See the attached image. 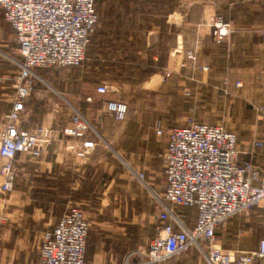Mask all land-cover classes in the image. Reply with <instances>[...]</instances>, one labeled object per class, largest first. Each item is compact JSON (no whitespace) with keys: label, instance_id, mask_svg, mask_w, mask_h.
Returning a JSON list of instances; mask_svg holds the SVG:
<instances>
[{"label":"crops","instance_id":"crops-1","mask_svg":"<svg viewBox=\"0 0 264 264\" xmlns=\"http://www.w3.org/2000/svg\"><path fill=\"white\" fill-rule=\"evenodd\" d=\"M153 6L169 8L164 4ZM219 18L231 23L230 35L222 42L213 35V22ZM142 33L148 45L154 36L159 39L153 48L147 46L150 52L168 50L162 68L157 67V53H143L144 58L150 57L147 70L157 67L134 85L146 94L143 116L132 117L129 110L126 119L116 120L106 112L107 100L96 89L77 92L73 85V89L59 91L54 85L59 81L49 73L43 79L39 74L42 67L34 68L39 75L26 103V115L31 114V119L23 127L44 124L56 128L68 121L76 108L91 121L95 133L89 137L98 146L84 157L72 152L63 140L52 142L37 158L19 153L14 160V188L8 192L1 188L5 178L0 173V264H39L43 233L72 206L80 207L90 224L87 264H137L140 251L149 248L158 235L159 214L168 203L161 154L167 147L168 129L181 123V103L173 99L176 94L181 96V85L194 92L197 89L199 72L186 56L189 50L197 51L199 64H208L216 90L222 84L223 89L240 91V98L264 105V0H179L166 16L164 27L157 25ZM183 61L188 68L181 69ZM237 81L242 83L239 91L234 88ZM2 82L0 123L13 105V85ZM111 89L110 94L117 93L116 86ZM61 94L68 96L70 103H59ZM91 95L93 101L89 102L87 97ZM89 110L95 111L92 117ZM160 118L165 127L163 136L155 130ZM263 146L261 141L257 148ZM3 161L0 156V167ZM140 174H144L143 179ZM177 214L187 228L194 226L195 218L186 221ZM263 231L264 210L256 207L220 227L217 243L223 249L244 254L257 248ZM198 243L160 264H209V246L202 240ZM252 264H264V259Z\"/></svg>","mask_w":264,"mask_h":264},{"label":"built area","instance_id":"built-area-1","mask_svg":"<svg viewBox=\"0 0 264 264\" xmlns=\"http://www.w3.org/2000/svg\"><path fill=\"white\" fill-rule=\"evenodd\" d=\"M5 21L16 32L19 45L20 71L12 107L4 116L0 132V156L8 161L2 165L5 181L2 190H13L15 171L13 160L19 153L39 157L54 141H67L68 148L84 157L97 148L90 139L94 132L91 122L75 108L68 123L56 128L37 125L23 127L26 103L34 87L35 67H80L86 59L100 17L96 0H0ZM231 32V23L219 18L213 22V35L224 41ZM189 60L196 63V53L189 50ZM182 62L181 66L185 67ZM202 71L208 65H198ZM242 83L236 82V87ZM96 92L106 94L109 85L101 83ZM89 102L93 96L87 97ZM107 113L124 120L129 112L127 102L107 100ZM264 120V105L260 107ZM155 130L165 134L160 120ZM254 147L261 141L253 142ZM239 140L234 131L221 123L199 121L189 117L184 125L167 131V147L161 154L165 164L167 205L161 210V227L149 249L140 251L149 261L139 264L162 263L172 255L186 252L202 240L209 246V264H252L264 259V231L257 248L238 254L223 249L217 243V230L226 227L238 214L253 208L264 210V170L252 161H241ZM144 178V174H140ZM191 209L195 213L194 226L187 228L177 209ZM90 224L84 211L72 206L51 228L43 233L39 264H87V242Z\"/></svg>","mask_w":264,"mask_h":264},{"label":"rangeland","instance_id":"rangeland-1","mask_svg":"<svg viewBox=\"0 0 264 264\" xmlns=\"http://www.w3.org/2000/svg\"><path fill=\"white\" fill-rule=\"evenodd\" d=\"M97 8L99 12V17L101 18L102 15L101 9L98 6ZM153 39L154 41H150V42L148 39L150 46L148 45V43L147 46H149L150 48H153L152 45L154 43L155 46L159 44V39L158 38L156 39V36H154ZM195 53H197V51H195ZM20 61H21V57L19 56V45L14 36V31L12 27L5 21L3 13L2 11H0V81H3L2 84L4 85H8V84L13 85V92L15 91L17 75L18 72L20 71ZM190 61L197 68V72H199V75L196 76V81H195L197 89L196 92H194L191 89H187L189 86L184 87V85H181V96L178 97L176 94L175 95L176 97L173 99L174 101H177L178 99L181 103L180 125L186 124L187 119L189 117H194L196 120L199 121L221 123L225 125V127H227L231 131H234L237 134L239 140V148L241 151L246 152L241 154L242 157L241 161L243 160L252 161L254 164L258 165L259 167H261V169L264 170V146L262 149H258L257 147L255 148L253 144V142H255L256 140L264 141V120L261 118V114L259 110L260 107L263 105L261 106L254 105L249 101H247L246 99L240 98V96L238 95L242 85L240 87H236V82L234 84V88L236 89V91L239 92H232L231 90L223 89L221 88L222 84H219L216 90L217 87L216 84H214L210 80V67L207 72H204L202 71L201 68L198 67V65L201 64L197 62V59H196V63H194L193 60ZM91 63H92V59L88 58L86 55V59L80 67H75V68L42 67V70H40L39 74L40 77L45 79L46 74L49 73L51 76L55 78V80L59 81L57 84L54 83V85L57 88H59V91L62 89H63L62 91H64L65 88L73 89V85H74V89L77 92L83 90V92L91 93L92 90L96 89L98 85H100L101 83H106L109 85V92H111V90H113L111 89V86H116L118 90H114V91L117 93L110 94L108 92L106 94H103L102 98L106 100L114 99V100L127 102L132 117H137L139 115L143 116L145 114V110H146L145 91H140V90L137 91L135 86L133 87L131 84L125 82H112L111 81L112 79L111 80H109L110 78L107 79L108 78L107 76L101 77L100 75L104 76L102 72L99 74V76L94 75ZM188 66L189 65L186 63L185 67L181 66V69H186L188 68ZM36 74L39 75L38 73ZM65 77L68 78L66 81L67 83H64ZM36 79L37 78L34 77V81H36ZM70 85H72V87ZM118 85H122V86H118ZM224 85L225 87H227V83ZM42 87L47 88L48 86L43 85ZM228 87H230V85H228ZM13 92L11 93V96ZM32 93L33 90L31 92L30 99ZM107 94H110L108 98L106 97ZM61 96L63 97V99L58 100L59 103L65 105L67 102L70 103L68 96L64 94H61ZM45 98L49 102V99L47 97ZM89 111H90L89 115L92 117L95 111L94 110H89ZM85 117L88 118L87 116ZM29 119H31V114H28L24 117L23 123L25 121H29ZM70 119L66 122L61 123V125L68 123ZM3 122L1 120L0 123L1 129L3 127ZM92 133L94 134L95 132ZM3 159L4 161L2 162L0 167V173L2 175H3L2 165L8 161L6 158ZM12 165L14 167V160ZM176 212L181 214V216H183L186 219V221L195 218V213L189 209L187 210L181 208V209H177ZM188 223H190V221H188ZM148 249L149 248H147V250ZM139 255H140V259L137 262V264L145 261H149V258L147 256H143L141 254ZM149 264H158V263L150 262Z\"/></svg>","mask_w":264,"mask_h":264},{"label":"trees","instance_id":"trees-1","mask_svg":"<svg viewBox=\"0 0 264 264\" xmlns=\"http://www.w3.org/2000/svg\"><path fill=\"white\" fill-rule=\"evenodd\" d=\"M179 0H96L101 9V18L91 34V43L86 55L92 59L93 74L108 77L112 82H125L132 86L162 68L168 58L167 49L150 50L146 36L154 26H165L166 16ZM153 4H164L169 8H155ZM130 10V11H129ZM160 16V18H156ZM157 53L159 63L150 70L144 66L150 63L143 53ZM73 68V67H70Z\"/></svg>","mask_w":264,"mask_h":264}]
</instances>
